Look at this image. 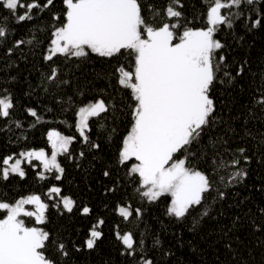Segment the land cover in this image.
Masks as SVG:
<instances>
[{
    "label": "trees",
    "instance_id": "1",
    "mask_svg": "<svg viewBox=\"0 0 264 264\" xmlns=\"http://www.w3.org/2000/svg\"><path fill=\"white\" fill-rule=\"evenodd\" d=\"M149 2L162 8L166 0H141L142 5ZM206 3L207 0H181L183 7L177 9L183 12L181 23L205 27ZM64 11L63 0H53L49 8L33 10L31 20L17 24L7 10L0 8V25H7L8 31L6 38H0V94L10 93L15 104L9 118H0V158L16 157L26 150L49 151V130L78 136L73 116L78 105L73 100L104 98L114 102L116 108L90 121V140L100 145L98 149L77 138L70 145L72 158L58 157L64 168L60 181L48 173L47 179H40L37 173L42 167L38 161H33L35 169L22 162L26 171L23 179L15 174L8 180L0 179V202L14 203L27 195L41 196L49 207L40 226L50 233L51 240L64 243L69 253L67 257L58 255L49 244L46 255L55 258L57 264H144L145 259L152 264H264V106L256 103L264 96V0L233 9L242 14L231 28L223 27L215 34L225 44L216 55L225 56V70L231 74V82L221 83L227 78L223 71L217 73L218 79L210 91L215 107L210 124L190 149L177 154V158L187 156V166L215 176L212 161L217 150L220 155L215 159L219 161L239 157L238 149L244 148L249 160L245 163L241 158L237 168L247 175L231 185H227V179L221 183L217 177L211 195L179 220L167 213L169 195L154 202L142 198L137 193L138 178L128 175L132 162L128 167L118 163V150L130 129L131 117L127 115L130 93L116 84L112 72L118 64L131 69L133 62L127 55L108 59L90 54L70 60L58 56L51 62L43 59L50 33L61 24ZM54 15L60 19H53ZM256 19L261 23L252 27ZM17 40L24 43L14 47ZM51 66H59L61 79L69 83L59 87L48 84L45 77ZM28 108L37 110L39 123L27 114ZM105 171L109 176L104 175ZM231 171L234 169L228 168L221 174L227 177ZM53 184L61 187V195L76 201L71 213L58 203V197L49 199L45 195ZM217 190L224 191L223 199L218 198ZM118 204L133 211L128 220L117 213ZM82 206L91 209L89 215H81ZM135 209H140L139 216ZM204 211L207 216L202 215ZM5 215L0 210V219ZM30 219V223L25 221L26 225H38ZM101 219L104 224L97 230L102 237L93 249H88L85 238ZM117 233L132 234V255L116 238Z\"/></svg>",
    "mask_w": 264,
    "mask_h": 264
},
{
    "label": "snow or ice",
    "instance_id": "2",
    "mask_svg": "<svg viewBox=\"0 0 264 264\" xmlns=\"http://www.w3.org/2000/svg\"><path fill=\"white\" fill-rule=\"evenodd\" d=\"M63 4V20L50 33L49 47L43 57L46 62L58 56L70 60L86 58L90 54L108 59L127 55L133 62L131 69L118 64L112 75L116 84L130 93L127 113L131 117L130 129L118 150V163L128 167L132 162L128 175L138 178L137 193L142 198L154 202L169 195L171 201L167 213L179 220L185 218L191 209L201 206L207 195H211L217 177L221 183L227 179V185H231L237 178L242 179L247 175L242 168H237L241 158L245 163L249 160L244 155V148L238 149L239 157L234 156L231 160L221 158L219 161L215 159L220 155L217 150L212 161L215 176L187 166V156L177 158V154L190 149L210 124L215 111L210 91L218 79L217 73L223 71L227 78L221 83L231 82V74L225 70V56L217 58L216 55L225 44L215 34L223 27L231 28L233 21L242 14V11L233 9L253 5L254 0H207L206 24L203 28L190 27V22L181 23L183 12L177 10L183 7L181 0H166L162 8L151 2L142 5L141 0H63ZM52 5L53 0H0V8L7 10L17 24L31 20L33 10L47 9ZM53 19L59 20L60 17L54 15ZM260 23L256 19L252 27ZM180 28H183L182 32L178 31ZM7 35V25H0V38ZM23 43L17 40L14 47ZM11 52L9 48L8 54ZM237 75L240 73L237 72ZM45 80L56 87L69 83L61 79L59 66H51ZM73 103L78 105L73 109L74 129L78 136H67L56 130L47 131L51 154L39 149L20 152L18 158L4 156L0 158V179L8 180L13 174L23 179L26 171L21 166L22 162L35 169L37 165L33 161H38L42 167V171L37 173L40 179H47L45 173H48L60 181L64 168L58 156L69 155L71 159L70 145L77 138L91 148L100 147L90 140V121L115 110L116 104L104 98L73 100ZM256 103L264 106V96L258 98ZM14 107L10 93L0 94V118H9ZM26 111L36 118L37 123L40 122L35 108ZM16 126L21 125L17 122ZM80 155L82 157L84 153ZM228 168L234 171L227 172L226 177L221 171ZM104 175L109 176V172L105 171ZM61 193V187L53 184L45 195L49 199L58 197V203L71 213L76 201ZM217 196L223 199L224 191L217 190ZM25 205H34L35 210H26ZM48 207L40 195H29L14 204L0 202V210L6 212L4 218L0 219V264H57L55 258L46 255L49 244L58 255H69L65 244L51 240L48 231L27 227L25 221L20 219L21 216L35 217L36 223L42 224ZM116 211L124 220L133 214L130 207L119 204ZM80 212L87 216L91 209L82 206ZM135 214L139 216L140 209H135ZM202 215L207 216L208 212L204 211ZM103 224L101 219L89 230L85 238L88 249H93L96 241L102 237V232L97 229ZM116 238L129 250L127 254L132 255V234L117 233ZM144 264H152V261L145 259Z\"/></svg>",
    "mask_w": 264,
    "mask_h": 264
},
{
    "label": "rangeland",
    "instance_id": "3",
    "mask_svg": "<svg viewBox=\"0 0 264 264\" xmlns=\"http://www.w3.org/2000/svg\"><path fill=\"white\" fill-rule=\"evenodd\" d=\"M37 150H39V149H37ZM45 150V149H44ZM26 151H29V150H26ZM46 151V153H48L49 155L51 154V147H50V149H49V151H47V150H45ZM23 152H25V151H23ZM59 157V156H58ZM14 158H18V156H16V157H14ZM27 196H29V195H27ZM27 196H25V197H27ZM25 197H22V198H25ZM15 203V202H14ZM14 203H9V204H14ZM32 206L34 207V208H32ZM25 208H26V210H29V211H34L35 210V206L34 205H25ZM33 219H34V221H35V217H32ZM20 219H23L24 221H26V222H28V223H30V221H31V219H30V217H25V216H21L20 217ZM36 222V221H35ZM36 224H38V223H36ZM26 225V224H25ZM27 227H37V228H41L42 229V227L40 226V224H38V225H34V226H29V225H26Z\"/></svg>",
    "mask_w": 264,
    "mask_h": 264
}]
</instances>
